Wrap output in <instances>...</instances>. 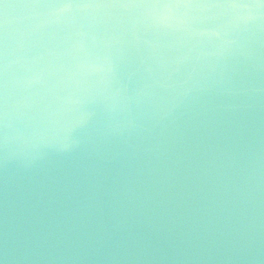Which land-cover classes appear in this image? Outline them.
<instances>
[{
	"label": "water",
	"instance_id": "water-1",
	"mask_svg": "<svg viewBox=\"0 0 264 264\" xmlns=\"http://www.w3.org/2000/svg\"><path fill=\"white\" fill-rule=\"evenodd\" d=\"M0 264H264V3L3 0Z\"/></svg>",
	"mask_w": 264,
	"mask_h": 264
},
{
	"label": "snow or ice",
	"instance_id": "snow-or-ice-1",
	"mask_svg": "<svg viewBox=\"0 0 264 264\" xmlns=\"http://www.w3.org/2000/svg\"><path fill=\"white\" fill-rule=\"evenodd\" d=\"M261 3H264V0H261ZM0 4H3V0H0ZM4 6L7 7V5Z\"/></svg>",
	"mask_w": 264,
	"mask_h": 264
}]
</instances>
